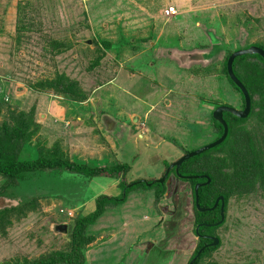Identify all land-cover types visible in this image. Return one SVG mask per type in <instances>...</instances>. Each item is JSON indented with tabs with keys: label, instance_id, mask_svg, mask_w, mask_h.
Returning <instances> with one entry per match:
<instances>
[{
	"label": "rangeland",
	"instance_id": "1",
	"mask_svg": "<svg viewBox=\"0 0 264 264\" xmlns=\"http://www.w3.org/2000/svg\"><path fill=\"white\" fill-rule=\"evenodd\" d=\"M169 8L174 15H165ZM251 47L264 50V0H0V138L14 120L29 126L31 118L28 142L11 143L20 160L129 167L121 178L57 170L21 182L13 199L0 198V210L34 199V212L0 231V263L65 251L75 222L93 213L96 199L123 196L124 179L152 191L127 190L126 203L86 228L94 241L84 264H188L199 243L193 230L222 241L198 264H264L257 180L246 196L229 198L224 225L210 230L196 227L190 183L171 176L165 194L153 196L168 165L215 142L218 106L244 109L224 63ZM245 57L235 59V72L247 91H264V67ZM56 82L73 86L82 102L56 94ZM240 126L258 125L252 118ZM219 152L226 160V149ZM60 225L66 234L54 232Z\"/></svg>",
	"mask_w": 264,
	"mask_h": 264
},
{
	"label": "trees",
	"instance_id": "2",
	"mask_svg": "<svg viewBox=\"0 0 264 264\" xmlns=\"http://www.w3.org/2000/svg\"><path fill=\"white\" fill-rule=\"evenodd\" d=\"M230 56L231 55L229 54L226 58V62L224 63V72L231 86L240 94L243 108L244 99L242 97V94L230 81L227 74L226 64ZM248 57L249 56L245 58ZM253 57L257 58L260 61L259 65L262 64V66L264 67V61L259 56ZM241 59H244V57H241L240 60ZM235 61L233 63L234 74L245 87L244 83L237 75V72H235ZM250 61H244L245 63L243 64L245 65ZM241 66L242 63L240 62L237 67L241 69ZM49 86V88L55 90L56 94L64 95L68 100L73 101L74 99L76 101L82 102V98L78 99L80 96L79 91L76 89L74 90L73 86L71 85L64 86L61 83L56 82L54 85ZM248 94L251 99V111L248 118L246 120H240L230 114H226V118H224V121L228 125L229 129L226 140L216 148L185 162L181 166L180 171L181 175L194 176L196 174H202L206 175L210 179V183L199 190V207L205 210L210 209L214 206L217 197H223L224 218L230 197H232L233 195L246 196L252 191L256 180V186L261 187V189L264 191V136L262 135V133L264 132V130H262V128H264V91L255 89V91H250ZM255 95H258L256 99L254 98ZM252 118L256 121V125H258L256 126L257 128L253 127L251 128L252 130H249L250 128H244V126H240L245 124ZM212 120L215 131L218 134L215 140L217 141L223 134V128L221 127V125L216 123L213 118ZM29 122L30 125H33V120L31 118L29 119ZM14 123L16 124V128L7 129L5 127V131L7 133H5L3 138H0V177L5 181V184L0 188V198L13 199L16 196L17 187L20 185V183L26 179L28 180L34 174H49L57 172V170H59L68 172L70 174L83 176L85 178H96L102 176L111 177L112 175H119V177L121 178L122 175L124 176L123 171H128L129 169L128 165L126 164L111 168H91L85 165H80L74 162L57 158H37L34 160L22 161L17 157V154L14 155L11 150L15 145H18L19 142L21 143L19 145L27 143L32 133H30L29 130L30 125L22 126L23 121H20L18 119L14 120ZM13 140L17 141L18 144H11ZM25 140L26 142H22ZM228 142L233 143L230 150H228L229 148L227 149V147H224L228 144ZM21 148L23 147L20 146L19 149ZM224 148L226 149L227 159L220 160L217 153H220L219 151L224 150ZM196 159H199V162L191 166V162ZM188 164L189 166H187ZM258 168H260V171H257ZM224 171H227V173H225ZM171 173H173V171ZM187 182L190 183V188L193 194L192 185L196 181L188 180ZM122 183L125 190L123 196L121 195V197L119 198L100 197L96 199V207L93 213H91L89 216H84L83 218H80L75 222L74 226L69 231L71 241L65 251L55 250L47 255H42L34 259H10L7 261H3L0 264H84L85 247L94 241L93 237H85L84 233L86 228L89 225H93L96 220L101 217L108 209L126 203L127 190L139 189L143 186V188L145 189L144 191H152L148 190L149 188H145V183L126 184V182H124V179ZM149 183L150 182H148V184ZM165 187L166 185H162V188L154 193L153 196L156 201L165 194ZM8 189H12V191L7 192ZM34 208L35 200L25 199L15 207L13 206L11 208L0 210V231L2 232L5 225L9 226L10 222H12V220L16 217L17 219H19L21 216H27V213L29 214L30 212H34ZM218 211H221L219 210V207L214 211H205L204 213H200L195 207L194 214L196 227L198 225H202V228L206 230L208 229V227H205V225L211 226L214 223L217 224L221 218ZM224 223L225 221L223 220L221 226L224 225ZM213 227L215 226H211L208 230L213 229ZM193 231L195 234V230ZM217 239L219 243L216 248H214V250L218 249L222 244L221 239L218 237ZM199 246L200 245H198V247ZM198 247L193 252L188 264H191L192 259L197 255L199 251ZM212 249L213 248L203 249L199 256L195 257V261L192 264H198L199 260L202 259L203 256H205Z\"/></svg>",
	"mask_w": 264,
	"mask_h": 264
},
{
	"label": "water",
	"instance_id": "3",
	"mask_svg": "<svg viewBox=\"0 0 264 264\" xmlns=\"http://www.w3.org/2000/svg\"><path fill=\"white\" fill-rule=\"evenodd\" d=\"M244 56H259L263 61H264V50L256 48V47H251L247 50L244 51H238L233 53L227 60V64H226V69H227V74L228 77L230 79V81L235 85V87H237V89L240 91V93L242 94V97L244 99V109L242 111L236 110L234 108L231 107H219L217 108L213 114L212 117L214 119V121L216 123H218L219 125H221V127L223 128V134L222 136L215 142L197 150L194 151L192 153H189L185 156H183L181 159H179L177 162H175L174 164H172L169 169L175 168V174H178L179 169L181 168V166L188 160L197 157L205 152H208L214 148H216L217 146L221 145L227 138L228 133H229V129H228V125L226 124V122L223 119V115L224 113L230 114L233 117L240 119V120H244L246 119L251 111V99L250 96L248 94V91L246 90V88L243 86V84L236 78L234 71H233V63L235 61L236 58H241ZM169 171L166 173L165 177L158 181L159 184H163V182L165 181L166 177L168 176ZM181 179H184L183 176H180ZM186 179H191V177L186 178ZM194 179H206V185H208L210 183V179L208 177H195ZM202 185H196L194 188V196H195V207L196 209L200 212V213H204L205 209H201L198 205V189L201 187ZM223 201L224 199L222 197H219L215 204L214 207L211 210H214L218 203H222L221 204V223L224 220V216H223ZM210 210V211H211ZM206 227H209L206 225ZM62 232V233H67L68 231V227L67 225H60V226H55L54 227V232ZM196 234H198V231L196 230ZM212 240V244L211 247H216L219 243L218 239L213 238ZM195 261V259L191 262V264Z\"/></svg>",
	"mask_w": 264,
	"mask_h": 264
},
{
	"label": "flooded vegetation",
	"instance_id": "4",
	"mask_svg": "<svg viewBox=\"0 0 264 264\" xmlns=\"http://www.w3.org/2000/svg\"><path fill=\"white\" fill-rule=\"evenodd\" d=\"M222 106H226V105H220V106H218V107H222ZM229 107V106H228ZM232 108V107H231ZM216 110V109H215ZM213 114V113H212ZM227 113H224V115H223V119L225 118V115H226ZM213 118V117H212ZM168 166H171V164L170 165H168ZM168 166L166 167V171H169V173H168V176L166 177V179H165V181L163 182V184H160V185H166L167 184V182H168V180H169V178L171 177V176H173L174 178L176 177L175 176V173H173V174H171V172L172 171H174L175 172V168H172V169H169L168 168ZM179 171H181V168L179 169ZM165 172V171H164ZM163 172V173H164ZM180 176H183V177H186V178H188V177H191V179H186V178H184V179H181L180 177H176V180H179L180 182H183V183H187V181L188 180H195L196 182L192 185V190H193V202H194V206H195V196H194V188H195V186L196 185H202L199 189H198V195H199V190L201 189V188H203V187H205L206 186V179H194L195 177H207L206 175H202V174H196V175H194V176H189V175H180ZM193 178V179H192ZM163 179V178H162ZM155 181V180H154ZM138 182V183H137ZM146 182H148V181H146ZM158 182V181H157ZM133 184H140L141 182H140V180L139 181H134V182H132ZM156 182H153V184H155ZM150 186V185H149ZM191 187V186H190ZM219 197H217V199H218ZM223 198V197H222ZM216 199V200H217ZM216 200H215V202H216ZM198 201H199V196H198ZM221 204L222 203H218V205H217V207L214 209V210H216L218 207H219V210H220V208H221ZM213 208V207H212ZM212 208H210V209H207L208 211H210ZM214 210H211V211H214ZM219 212V211H218ZM223 215H224V211H223ZM219 216L221 217V211L219 212ZM220 221H221V218H220ZM218 222L217 224H213V225H211V226H215L216 228H217V225L218 224H221V222ZM210 226V227H211ZM209 227V228H210ZM208 228V229H209ZM196 238H197V241L199 242V243H201V248H200V250L199 251H202L203 249H209V248H211V244H212V240L211 239H213V238H215V237H213V235H211V234H208V235H205V234H197L196 235ZM203 242H206V243H203ZM199 243H197V247H198V244ZM196 247V248H197ZM198 251V252H199Z\"/></svg>",
	"mask_w": 264,
	"mask_h": 264
},
{
	"label": "built area",
	"instance_id": "5",
	"mask_svg": "<svg viewBox=\"0 0 264 264\" xmlns=\"http://www.w3.org/2000/svg\"><path fill=\"white\" fill-rule=\"evenodd\" d=\"M175 14V10L173 8H169L165 11V15L166 16H170V15H174ZM1 99V98H0ZM6 100V99H4Z\"/></svg>",
	"mask_w": 264,
	"mask_h": 264
},
{
	"label": "clouds",
	"instance_id": "6",
	"mask_svg": "<svg viewBox=\"0 0 264 264\" xmlns=\"http://www.w3.org/2000/svg\"><path fill=\"white\" fill-rule=\"evenodd\" d=\"M207 226H209V227H210V225H207ZM205 227H206V225H205ZM209 227H208V228H209ZM195 233H196V232H195ZM200 253H201V251H199V254H200ZM199 254H198V255H199Z\"/></svg>",
	"mask_w": 264,
	"mask_h": 264
}]
</instances>
